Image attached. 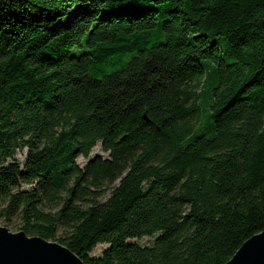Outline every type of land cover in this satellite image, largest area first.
<instances>
[{
	"label": "trees",
	"instance_id": "trees-1",
	"mask_svg": "<svg viewBox=\"0 0 264 264\" xmlns=\"http://www.w3.org/2000/svg\"><path fill=\"white\" fill-rule=\"evenodd\" d=\"M12 218L83 264H225L264 229V0H0Z\"/></svg>",
	"mask_w": 264,
	"mask_h": 264
},
{
	"label": "water",
	"instance_id": "water-1",
	"mask_svg": "<svg viewBox=\"0 0 264 264\" xmlns=\"http://www.w3.org/2000/svg\"><path fill=\"white\" fill-rule=\"evenodd\" d=\"M0 264H83L58 241L0 226ZM225 264H264V229L246 239Z\"/></svg>",
	"mask_w": 264,
	"mask_h": 264
},
{
	"label": "rangeland",
	"instance_id": "rangeland-1",
	"mask_svg": "<svg viewBox=\"0 0 264 264\" xmlns=\"http://www.w3.org/2000/svg\"><path fill=\"white\" fill-rule=\"evenodd\" d=\"M24 153H25V150L23 151H20L17 153V157L20 159V160H23L24 159ZM95 155H100L102 157H107V152H104L102 149H101V146H100V143H97L92 149H91V152L89 154V157L88 158H91ZM88 158H85L83 156H78L77 159H76V162L80 165V166H83L84 164H86V162L88 161ZM106 197V195H104L102 198L100 199H104ZM20 219L18 218H12L10 221L8 222H5L3 221L2 219H0V226H5L7 227L8 230L10 231H18L20 230ZM132 240H135V241H138L139 243H143V244H147L150 242L151 238L149 237H142L140 239H132ZM106 246V244L104 243H99L97 244L94 249L92 250L91 254L92 255H97L101 252V250Z\"/></svg>",
	"mask_w": 264,
	"mask_h": 264
}]
</instances>
